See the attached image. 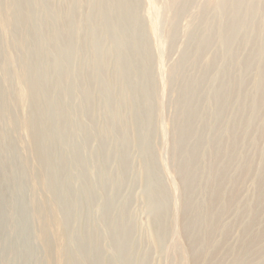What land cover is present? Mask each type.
<instances>
[{"label":"rangeland","instance_id":"rangeland-1","mask_svg":"<svg viewBox=\"0 0 264 264\" xmlns=\"http://www.w3.org/2000/svg\"><path fill=\"white\" fill-rule=\"evenodd\" d=\"M0 1L6 5L7 0ZM92 1H20L29 15L24 22L28 28L42 30L44 27V31L50 33L52 26L49 18L52 15L57 24L62 23L67 15L75 16L76 23H72L68 30L64 26L62 28L63 33H70L72 41L68 46L60 44L59 57L63 65L59 70L67 72L65 69L69 67L71 74L68 82H61V88L52 77L55 74V56L48 51L51 46L43 36V39L40 38V33L34 40L38 46L40 42L45 44L44 53L48 51L37 68L42 72L47 70L52 78L51 83L48 81V87L55 90L49 109L52 115L50 129L52 132L57 130L58 136L54 155L58 159H80L79 165L68 160L58 179L63 191L73 188L75 194H79V197L67 195L70 242L79 244L86 241L88 247L87 250L74 248L78 253L77 263L85 264L81 259L83 254L94 249L101 251L103 264H108L115 257L105 225L99 221V214L108 199L113 224L128 227V233L123 238L127 246L125 264H188L187 252L191 247L200 256L199 264H234L239 260L245 264H264V203L257 210V221L248 227L253 222L257 207L255 200L260 179L264 178V91L256 114L250 107L264 62L255 58L250 70L242 67L249 49L263 42L262 10L257 7L249 26L255 40L252 45H247L238 37L227 49L214 36L211 44L200 52L198 43L201 34H205L211 25L218 24L215 7L220 0H186L178 10L171 3L173 0H131L134 8L129 6L133 11L130 20L136 23L137 35L132 37L136 46L132 42L131 81L127 82L119 81L113 72L116 63L113 51L115 35L109 32L114 29L108 27L106 32L105 27L94 29L83 22V18L98 12L92 6ZM241 1L245 3L248 0ZM255 1L261 4L259 7L264 4L263 0ZM115 13H110V17L114 18ZM174 18L175 36L168 38ZM108 21H115L118 26L116 19ZM13 24V32L18 35L22 32L21 26L15 21ZM52 25L56 23L52 22ZM3 30L4 35L0 32V60L6 65L10 61L16 67V56L10 49V36H7L10 33L4 27ZM144 46H147L149 53L146 66L140 62L146 55ZM31 47L32 43L28 53ZM231 53H234L236 64L228 62ZM8 56L14 60H9ZM183 57L185 59L181 62ZM98 60L100 65L95 71ZM213 61L215 66L210 67ZM10 62L8 66L9 69L12 67L13 75H5L0 92L3 98L0 143L2 139H7L10 145L14 144L17 157L12 158L11 150L0 149V193L5 188L2 180L8 176L10 169L15 181L12 178L4 179L9 197H6V202L20 201L22 207L21 210H10L5 217L3 211L7 206L0 205V264H46V251L38 243L42 240L41 227L29 208V201L38 205L44 196L29 193L31 174L24 162L22 165L26 173L20 167L23 156L31 155V149L23 145L28 137L20 127L25 111L20 104L11 101V89L16 87L18 68L16 70ZM173 70H176L175 76L172 75ZM229 80L230 83L234 80L238 85L235 90L227 92L229 99L225 105L228 108L219 121L215 93L221 92L220 89L224 91ZM144 88L149 90L146 98L142 94ZM185 88L190 89L191 99L187 106H192L195 117L191 124L193 131L184 144V154L177 157L173 154V145L177 128L184 121L183 110L180 112L178 107ZM63 89L68 94L65 100L60 95ZM85 92L91 93V102L86 105ZM232 94H235L234 97ZM148 111L150 118L145 117ZM246 118L253 119L251 125H243ZM7 119L12 125L7 123ZM234 126L237 127L239 140L232 153L230 131ZM62 134L68 136L72 150L60 139ZM214 140L217 141L216 148L220 147L222 162L229 160L220 201L219 197L215 201L210 197L215 186L211 179L217 182L219 178L214 171L219 166V153L215 155L212 146ZM195 146H198V150L191 163L193 189L189 199L193 211L190 215L202 213L208 221L214 220L217 224L213 229L205 224H196L186 238L179 229L183 196L177 169L186 164L190 150ZM122 155L127 160L125 168ZM245 162L251 164L248 171L242 170ZM18 182L24 185L21 193L17 191ZM233 191L237 194L234 202L222 212L227 196ZM212 201L211 212L208 211V204ZM161 212L166 224L163 234L158 235L153 219ZM251 237L257 239L244 254ZM196 240L195 245L191 246ZM114 264L119 262L115 259Z\"/></svg>","mask_w":264,"mask_h":264},{"label":"bare ground","instance_id":"bare-ground-1","mask_svg":"<svg viewBox=\"0 0 264 264\" xmlns=\"http://www.w3.org/2000/svg\"><path fill=\"white\" fill-rule=\"evenodd\" d=\"M20 1L21 0H7L6 5L4 4L3 1H0V18H2L1 20L2 23L0 24V32L3 34L4 32L3 27L5 28V30L7 29L9 31L8 33L10 34L7 36H10L9 38L10 43L9 41L8 43L10 45V49L13 51V54L16 56V60H14L13 58L15 57H13L14 55H12L13 57L12 60L17 62L15 67L10 61L6 62L7 63L6 65L3 61L0 60V75H1L0 92H1L2 82L5 81L4 79H6L5 75H9V76H11V74L13 75V73L11 72L12 70H10L12 67L9 69L8 66L10 62V64H12L15 67V69L18 68V70L16 69L18 71L17 74L18 79L16 82V87L11 89L10 95L13 98L11 101H13V103L16 102V104H20L21 106L20 108L23 109V111H25V116L23 115L24 117L23 116L21 117L20 127L25 133H27V137H28V141H24L23 145H26L28 148L30 146L31 149L30 151L31 155H29L28 157L23 156V160L20 162V167L22 166L21 168L22 171L26 173V169L22 165L24 162V166L27 167L28 172L31 174L30 183L28 184L29 193L30 194L32 193L33 195H35L36 193L37 194L41 193L44 196L43 201L40 202L38 205L37 203L33 204L31 201H29V208L31 210V213H34L36 222L38 221L41 227L40 232H41L42 240L38 243L42 245L44 247V250L46 251V264H78L76 260V254L78 253L74 250V248L79 250L80 247H83L86 248L87 250L88 247L86 241L85 242L80 241L79 244L76 243L74 244L70 242V237L68 236L69 207L67 203L68 202L67 195L69 194L71 196L79 197V194L76 195L73 188H68L67 189L68 191H63L61 189V185L58 180L59 175L64 170V165L67 163L68 160H73V159L67 160L64 159L63 157H60V159H58V156L54 155V151H56L55 140L56 139L58 140V136H57V130H54L52 132V129H50V125L52 122L51 121L52 115L49 109H51L52 107V97H54L55 90H52L50 89V87H48L49 85L48 81L51 83L52 78L48 75L47 70L44 69L42 72L40 68H37V65L40 63V59L45 55H47L49 51L50 54H54L55 56V61L53 58V63L55 62L54 63L55 74L54 76H52L53 79L55 80V83L58 82L57 85H59V87L61 88V82L66 83L69 81L71 75L70 68L66 67L65 70H67V72H62L59 70V67L63 65L62 60L59 57V52H60V44H64L65 46H68L69 43L71 44L72 40L70 39L71 38L70 33L68 32L66 34V31L63 33L62 28L64 26L68 30L69 26L75 22V16L67 15L65 16L64 21L62 23L57 24L58 22H56L55 17L52 15V17L49 18L52 26L50 29L52 30V32L50 33H47L46 30L44 31L45 29L44 27L42 28V30L41 29L37 30L34 27L28 28L24 24V22L29 19V15L25 12L24 10L25 6L22 7L21 5L22 2ZM185 1L186 0H173V2L171 3L173 4V6H175L176 10H178L179 6L181 4L183 5ZM258 3L259 2H256L255 0H248L245 3L242 2L241 0H220V2L215 7L216 13L219 16V20L217 21L218 24L212 26L209 23L211 27L207 30V32L205 31V34L203 35L201 34L198 43L200 44L199 51L201 52L206 47H208L209 44H211V41L213 40L214 36H217L219 38L220 44L227 49H230L232 43L235 40H237L238 37H240L239 40L244 41L247 45H252L253 42H255V40L252 39L253 35H251L252 33H250L249 26L251 24L252 18L257 13V7L258 10H262V14H261L262 27L264 29V4H262V7H259V5L261 4L258 5ZM92 6L96 8V11L98 12H96V15L94 16L83 18V22L88 26L93 27L94 29H96L95 27L97 28L105 27L106 32L108 30V27L109 28L112 27L114 29V30L110 29L109 32V34L115 35V38H113V43H114L113 51L116 55L115 58L116 63L113 72L115 78H118L119 81L126 80L127 82H130L131 76L129 72L130 71L129 66L131 65L130 53L132 51V42H133L132 37L137 35L136 23L133 24L132 21L130 20L131 14L133 12L130 11V9L134 8L133 4L131 3V0H93ZM129 6L132 7L129 8ZM16 9H17L16 11L17 13H15ZM114 11L117 12L115 13L114 18L113 16L110 17L111 15L110 13ZM204 11L205 9L203 8L202 12ZM111 18L117 20L118 26L115 23V21L112 22L108 21ZM14 21L21 26L22 32H19L18 35L17 33L13 32ZM52 22H55L56 25H52ZM174 22H175V18L173 19V22L171 23L170 28L168 30V38L173 37V35L176 32V25L174 24ZM39 33H40V38H42L43 36V38L46 39L48 45L51 46L50 50H48L47 53H44L46 51L44 43L40 42L39 46L36 45L37 43L35 42L36 40L34 39L39 37ZM49 34L50 37H48ZM12 37L14 38L12 39ZM16 37H21V38H16ZM31 43H32V47L34 44V47L33 48L31 47V50L28 53V47H30ZM133 45L136 46L135 42H133ZM144 50L146 51V55L143 56L140 62L143 66H146L149 62V53L147 46H144ZM255 58L264 62V30H263V42L257 46L255 45L254 48L249 49L247 58L245 62L242 64L243 69H245L246 71L250 70L252 68L253 59ZM184 59L185 57H183V60H181V62H183ZM9 60H11L10 57ZM68 62L69 61H67L66 66H68L69 64ZM228 62L230 64H236L234 53H231L229 55ZM99 65L100 63L98 60L95 65V71L97 70ZM212 66H215V61L211 63L210 67ZM36 68L40 69L39 70L40 72ZM261 69L262 70L260 71L258 79L255 84V94L252 99V105L251 106L249 105L254 114H256L260 108L261 97L264 91V67L262 66ZM175 74H176V70H173L172 75L175 76ZM48 76L50 77L49 79ZM162 77L164 78V76ZM237 85L238 83L235 82L234 80H231V83L229 80V85H227V88L224 91L223 89H220L221 92L215 93L216 95L215 101L217 102L219 109L218 111L219 121L222 120L226 108H228L225 105L227 103V100L229 99L228 97L229 94H227V92L229 90L231 91H233V89L235 90L237 88ZM103 90L104 89H102V91ZM148 91H149L148 88L143 89L142 94L144 97L145 94L148 93ZM90 94H91L90 92H85V96H84L85 105L90 104L91 102ZM60 95L62 96V100H65L68 97V94L64 89L62 93L60 92ZM234 95L235 94H232L233 97ZM190 99H191L190 89L185 88L182 94V99L180 101V107H178L180 112L183 110L182 118L184 121H183V125H179L177 128L176 139L173 145V154L174 156L177 157L179 155L184 154L185 151L184 144L193 131L191 124H192V120L195 117V113L191 105L187 106V103ZM2 100L3 98L1 97L0 94V108H1ZM149 115H151L149 111L145 113V117L150 118ZM252 120L246 118L245 120H243V125L244 126L251 125ZM7 123L9 125H12V122L10 124V119H7ZM235 128L237 129V127L234 126L233 128H231L230 131V151L232 153L234 151V147L236 146L239 140ZM60 139L64 141L66 146L70 147L72 150L67 135L62 134V136H60ZM212 146L215 151V155L219 153V166H216L214 170L219 178L217 179V182L214 179H211V181L213 180V183H215V186H213L211 190L210 197L214 201L216 200V198L219 197V201H220L222 199V192H223V184H222L223 177L229 166L228 163L229 160H227L226 163L222 162L223 157L221 158L222 154L220 151V147L219 149L216 148L217 146L216 140L213 141ZM0 149L2 151H5L7 149L8 151L11 150L12 158L17 157V152L15 150L14 144L11 143L10 145L7 139L6 140L2 139L0 143ZM197 150H198V146L192 148L189 153V157H190L189 160L185 162L186 164L183 167H180L179 170L177 169L179 173L178 175H180L179 176L180 187L183 196L181 200V210H180V217H182V219L180 221L179 229L181 230L182 235L186 238L189 237L191 230L196 224L197 226L200 224H205L208 226L209 229H213V227L216 226L217 224V221L214 220L208 221L206 217L202 216V213H196L197 215L194 216L190 215V212L193 211L189 199V195H191L193 189L191 163L195 158ZM19 159H21V155ZM263 160H264V155H263ZM73 161L76 165L80 164L79 158H75ZM73 161H70V163H73ZM126 162H127L126 157L122 155V163L124 165L123 168H125ZM250 166L251 164L249 162H245L242 170L248 171ZM7 168L8 167L6 166V170ZM9 168H11V166H9ZM242 174L244 173L242 172ZM7 175L8 176L4 178L5 180H9V178H12L13 181H15V177L12 175V172L10 173V169H9V174ZM4 179L2 180V182L5 188L3 191L4 193L3 192L0 193V205L6 204L7 209L5 210L3 209L4 210L3 214L6 217V214H8L10 210L12 209L14 211L21 210L22 206L20 201L16 203H11L9 201L6 202V197L7 198L9 197L7 196V191H6L7 182H5ZM260 180L261 181L259 186V193L255 200L257 207L254 211V216L252 220L253 222H251L248 227L255 224V221H257V216H258L257 210L264 203V178ZM23 187L24 185L20 184L19 182L17 183V188H18L17 191L19 193L23 191ZM236 195H237L236 192L233 191L227 196L225 204L223 205L224 210L222 212H224L229 208V206H231V203L234 202ZM214 201L208 204L209 207L208 211L212 212L213 210L212 203H214ZM110 206H111V202L107 199L99 214L100 215L99 221L101 222V224L105 225L108 238L111 240L115 251V254L113 255L115 256L114 259L110 260L108 264H114L115 259L117 260V262H119V264H125L127 246L123 242V238L124 235L126 236V234L128 233V227L121 224H116V225L113 224V221L110 219V213H109ZM12 213L15 214V212H11L10 214ZM21 218L22 221L24 222L23 217ZM165 221L166 219L163 212L157 214L153 219V226L155 231L158 232V235H161V233L163 234V232L165 231V224H166ZM122 226L124 228H122ZM256 239L257 237H251L250 240H248L244 254L248 253L247 251H249L251 245H253ZM196 242L197 240L193 241L191 246L195 245ZM81 259L85 264H103V259L100 250H95V249L89 250L88 253L83 254ZM199 259L200 256L198 255V252L195 253L191 247L187 252L188 264H199ZM234 264H245V262L243 260H239Z\"/></svg>","mask_w":264,"mask_h":264}]
</instances>
